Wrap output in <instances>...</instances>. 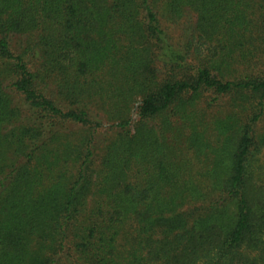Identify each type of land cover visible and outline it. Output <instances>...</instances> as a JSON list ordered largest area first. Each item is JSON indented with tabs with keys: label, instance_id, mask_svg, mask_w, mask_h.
Here are the masks:
<instances>
[{
	"label": "trees",
	"instance_id": "trees-1",
	"mask_svg": "<svg viewBox=\"0 0 264 264\" xmlns=\"http://www.w3.org/2000/svg\"><path fill=\"white\" fill-rule=\"evenodd\" d=\"M261 122L264 0H0V264H264Z\"/></svg>",
	"mask_w": 264,
	"mask_h": 264
},
{
	"label": "rangeland",
	"instance_id": "rangeland-1",
	"mask_svg": "<svg viewBox=\"0 0 264 264\" xmlns=\"http://www.w3.org/2000/svg\"><path fill=\"white\" fill-rule=\"evenodd\" d=\"M183 21V22H182ZM182 25H179L174 21V20H168V19H164L163 18V22L165 24V27L167 28L168 32L175 37L174 39L177 41V39H179V36L181 35V33H183V23L185 20H182ZM181 27H182V31H181ZM197 44H199V42H196ZM201 46V45H199ZM202 49H206V47H201ZM170 58V57H169ZM39 67V66H38ZM45 70L42 69V73H44ZM44 77V79H46V83H47V87L50 93H54L55 96L58 98H60L61 100L64 101H68L69 97L67 96L68 93H61V89L58 88V82L56 79L52 78H48L46 77L45 74H43L42 78ZM46 77V78H45ZM45 86V85H43ZM112 92V91H110ZM95 93V96L91 99L92 103L90 104V108L97 113V115L100 116L101 120L103 121V127L99 129V133L97 134L98 139H99V143H101V150L99 151V158H101L102 154H103V148H105L106 146H110V144H114L117 140H119L117 138V135L114 134V124L117 122V120H115L114 116L111 115V113L114 115V112H123V111H127L126 113V117L132 119V126L129 127L131 130V134L135 133L136 128L138 127V122L140 119L139 116V106H140V100H141V93H133V99L135 100L132 104H130V102L128 103H124V99L122 100L121 96H116L115 93ZM91 93H94L93 91ZM105 96V99H104ZM210 97V98H209ZM205 96L204 98H202V100L200 101V106L202 107H206L205 105V100L211 99V95L210 96ZM107 99V100H106ZM65 103V102H64ZM232 112V108H231V102L229 101V98H225V100L220 101L218 104L213 105L212 108L208 109V115L210 117V119H214V120H220L223 119L225 117H227L230 113ZM114 117V118H112ZM126 118V119H127ZM259 130L260 133L262 135H264V122H261L259 124ZM75 133H77V136H83L85 134H88L89 131H81L79 132L78 129H76L74 131ZM189 155V154H187ZM186 156V155H185ZM258 165H262L264 164V147L262 148V150L260 151V153H258ZM199 161H204L205 157L201 156L199 159L195 158ZM99 163V161H98ZM256 164V165H257ZM98 165V164H97Z\"/></svg>",
	"mask_w": 264,
	"mask_h": 264
}]
</instances>
